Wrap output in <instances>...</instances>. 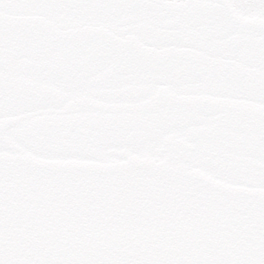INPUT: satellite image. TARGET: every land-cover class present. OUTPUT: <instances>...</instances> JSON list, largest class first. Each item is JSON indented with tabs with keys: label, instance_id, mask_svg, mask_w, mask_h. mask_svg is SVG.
I'll list each match as a JSON object with an SVG mask.
<instances>
[{
	"label": "snow or ice",
	"instance_id": "obj_1",
	"mask_svg": "<svg viewBox=\"0 0 264 264\" xmlns=\"http://www.w3.org/2000/svg\"><path fill=\"white\" fill-rule=\"evenodd\" d=\"M0 264H264V0H0Z\"/></svg>",
	"mask_w": 264,
	"mask_h": 264
}]
</instances>
